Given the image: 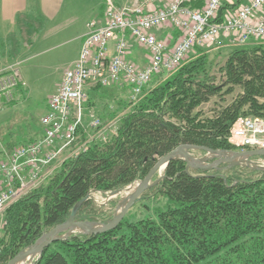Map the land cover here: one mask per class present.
Instances as JSON below:
<instances>
[{
    "label": "trees",
    "instance_id": "16d2710c",
    "mask_svg": "<svg viewBox=\"0 0 264 264\" xmlns=\"http://www.w3.org/2000/svg\"><path fill=\"white\" fill-rule=\"evenodd\" d=\"M205 1L194 0L190 6L202 9ZM232 6L224 1L218 20ZM198 50L176 73L153 79L138 101L120 105L128 109L124 113L114 110L112 118L120 115L116 133L93 141L7 208L0 264L66 222L75 209L77 220L111 221L115 215L107 218L96 210L90 191L124 190L180 145L242 150L230 142V132L240 117L264 118V43L232 49L218 74L205 48ZM110 89L91 87L85 106L111 99ZM215 99L216 108L206 113L203 105ZM16 104L17 99L9 106ZM104 115L109 112L104 110ZM36 123L21 143L42 136ZM15 144L9 140L5 146L10 150ZM225 167L194 173L185 160L172 159L136 201L161 198L150 214L131 218L128 212L113 230L56 240L35 264H264V169Z\"/></svg>",
    "mask_w": 264,
    "mask_h": 264
},
{
    "label": "built area",
    "instance_id": "2783aa9c",
    "mask_svg": "<svg viewBox=\"0 0 264 264\" xmlns=\"http://www.w3.org/2000/svg\"><path fill=\"white\" fill-rule=\"evenodd\" d=\"M192 1L146 0L145 4L153 6L145 9L138 0L124 6L106 0L104 17L87 24L78 59L65 70L50 96L40 119L42 137L4 150L0 159V238L7 208L37 188L45 180L48 167L66 151H71L66 158L81 153L80 145L77 150L71 148L84 126L88 86L125 83L136 100L154 76L177 72L195 48L212 46L221 37H227L233 46L264 43V0H206L202 9L192 8ZM224 1L233 6L218 21ZM167 27L178 29L175 42L170 32L159 37ZM131 40L147 51L143 67L129 60ZM20 85L26 82L17 64L0 69V111L15 99ZM100 125V118H91L90 127ZM229 140L237 146L264 150V118L240 117Z\"/></svg>",
    "mask_w": 264,
    "mask_h": 264
},
{
    "label": "rangeland",
    "instance_id": "374dc122",
    "mask_svg": "<svg viewBox=\"0 0 264 264\" xmlns=\"http://www.w3.org/2000/svg\"><path fill=\"white\" fill-rule=\"evenodd\" d=\"M116 1L125 3L127 0ZM105 9L106 0H66L59 15L55 18H46L35 12H29L25 17L21 18L22 21H19L16 32L5 37L0 34V47L3 48L2 51L9 55L10 63L19 64L22 77L27 83L26 86L22 87V95L26 97L20 96L18 104L13 107L7 106L0 112V158L2 157V146H5L6 142L12 140L16 142L15 145H18L24 139H28L25 138L28 128H37L36 121L39 122L41 114L47 108L50 96L54 93L63 72L71 65L72 60L79 55L84 42L82 35L87 31V24L90 21L103 17ZM228 42L227 37H221L219 43L205 46L213 68L212 71L217 74L218 68L227 60L229 52L235 48V46L230 45ZM133 52L136 55L144 54L145 51L136 44ZM200 52V50H193L188 60L197 56ZM158 77L156 75L154 79L158 81L156 79ZM110 91L113 93L111 99L101 98L95 101L93 107L87 108L85 106L83 132L80 131L79 137L71 150L74 148L77 150V147L80 145V151L83 152L85 151L83 143L88 149L93 141L106 140L111 134L116 133L120 115L112 118L114 110H118L122 114L128 109H122L120 105H128V101L134 102L139 99V97L136 100L132 98L130 95L131 89L125 83H122L121 87H118L116 90ZM103 95L107 96L108 93H104ZM227 100L230 101L231 96H228ZM217 104L218 102L216 103L215 99L204 104L202 109L210 114ZM104 110H107L109 115L105 116ZM92 117H99L101 119L99 127L93 128L88 125ZM189 151L194 157L206 163H212L215 160L214 156L208 155L203 150L194 149ZM70 152V150L66 151L48 167L45 181L65 161L75 158L76 155L74 154L72 157L66 158ZM248 163L263 165L264 158L251 156L250 161H246L244 164ZM193 170L196 173L195 169ZM162 174L163 172L161 176ZM139 182V180L134 182L116 195L112 194V192L91 190L88 198L94 202L96 210L101 211L105 217L110 218L116 214L120 202L125 197H130L134 193ZM154 183L155 181L152 182V185ZM159 199L158 201H154L152 198H143L138 203L135 202L136 205L134 204L135 206L133 205L134 207L132 206L128 211L130 217H142L150 214L152 208L162 202V199ZM146 204L150 207L147 208ZM95 221L103 222V218L96 219ZM79 230V228H75L67 231V233H82V230ZM38 255H36L34 262Z\"/></svg>",
    "mask_w": 264,
    "mask_h": 264
},
{
    "label": "water",
    "instance_id": "95a60500",
    "mask_svg": "<svg viewBox=\"0 0 264 264\" xmlns=\"http://www.w3.org/2000/svg\"><path fill=\"white\" fill-rule=\"evenodd\" d=\"M194 149H199L207 152L208 155L214 156L215 160L212 163H206L201 159L194 157L192 153L189 151ZM178 151H182L184 156L182 157L177 156ZM245 156L247 158H245ZM250 156H264V150L227 151L223 149L215 150V149H210L195 145H188V144L180 145L173 151L162 156L157 161V163L151 168V170L148 172L145 178L139 182L134 193L129 197V200L127 201L125 206L120 211L117 210L114 218L111 221L107 223H103L98 221L77 220L76 219L77 209H75L66 222L57 225L49 232L43 234V236L39 240H37L35 244H33L31 247L24 250L23 252L17 254L7 264H17L18 262L26 258L28 255H30L34 250L37 251V254H39L37 257V259H39L46 246H48L49 244H51L56 240L67 238L69 235H71L68 234L67 231L75 228H79L80 230H82V233L84 234L100 233L115 229L125 218L128 211L135 204L137 199L147 189H149L152 186L153 178L155 177V175L159 174L161 176L162 169L164 171L172 159L185 160L188 164V168L212 171L216 169H221L222 164H227V167H231L238 164L244 165L246 161H250ZM246 165H250L252 167H256L259 169H264V165H255V164L252 165L251 163H248ZM120 192L121 191H115L112 192V194L116 195ZM33 264H35V262H33Z\"/></svg>",
    "mask_w": 264,
    "mask_h": 264
},
{
    "label": "crops",
    "instance_id": "0c3cea01",
    "mask_svg": "<svg viewBox=\"0 0 264 264\" xmlns=\"http://www.w3.org/2000/svg\"><path fill=\"white\" fill-rule=\"evenodd\" d=\"M65 1L66 0H0V34L5 37V36H8L9 34L16 32V29L19 26V21H22L21 18L25 17V15L29 14V12L31 13L35 12L37 14L45 16L46 18H55L56 16L59 15L60 11L65 5ZM133 1L134 0H131V1L127 0L125 1V3L117 2V1L116 2L118 5L121 6V5L129 4V2L131 3ZM138 1L142 4L146 3V0H138ZM155 4L157 5V3ZM152 6L151 5L148 6L147 4H145L144 8L148 9ZM169 32H172V31H169V30L163 31L162 33L159 34V36L164 38L169 35ZM85 33L82 35L83 37ZM177 34L178 32L176 30H173V35H175V37ZM135 45L136 44H134L131 48L129 59L135 64H137L138 66H141V67L145 66L147 62V59H146L147 51L143 49V51H145L144 54L135 55V53L133 52ZM2 50L3 49L0 47V67H4L8 64H11L9 55L3 52ZM77 58H78V55L76 58L72 60V63L70 66L73 65V63L77 60ZM59 82L57 83L56 88ZM117 88L118 87H113L110 90H116ZM18 94L21 96L22 92H19Z\"/></svg>",
    "mask_w": 264,
    "mask_h": 264
},
{
    "label": "bare ground",
    "instance_id": "6f19581e",
    "mask_svg": "<svg viewBox=\"0 0 264 264\" xmlns=\"http://www.w3.org/2000/svg\"><path fill=\"white\" fill-rule=\"evenodd\" d=\"M217 20H218V18H217ZM218 21H221V20H218ZM88 125H89V124H88ZM81 128H83V126L79 128V131H80ZM42 130H43V128H42ZM79 131H78V137H79V133H80ZM83 142H84V141H83ZM58 143H59V142H58ZM58 146L61 147V145H59V144H58ZM177 156L182 157V156H184V154H183L182 151H178V152H177ZM250 157H251V156H250ZM245 158H247V157L245 156ZM161 172H163V169H162ZM129 193H130V192H129ZM126 194H128V193L126 192ZM128 200H129V197H125V198L120 202V205H119V207H118V210H119V211L125 206V204L127 203ZM79 231H80V230H79ZM36 255H37V251L34 250L30 255H28L26 258H24L23 260H21V261L18 262L17 264H33Z\"/></svg>",
    "mask_w": 264,
    "mask_h": 264
}]
</instances>
